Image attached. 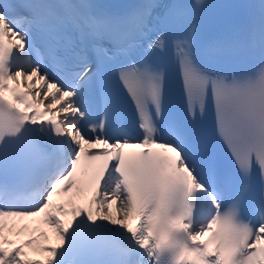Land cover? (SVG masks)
<instances>
[{"label":"snow or ice","instance_id":"obj_1","mask_svg":"<svg viewBox=\"0 0 264 264\" xmlns=\"http://www.w3.org/2000/svg\"><path fill=\"white\" fill-rule=\"evenodd\" d=\"M227 7L0 0V264H264V0Z\"/></svg>","mask_w":264,"mask_h":264},{"label":"bare ground","instance_id":"obj_2","mask_svg":"<svg viewBox=\"0 0 264 264\" xmlns=\"http://www.w3.org/2000/svg\"><path fill=\"white\" fill-rule=\"evenodd\" d=\"M23 84H26L27 85V83L26 82H24ZM64 197V199L67 201L70 197H65V196H63ZM74 204L76 205V206H78L79 205V203H77V201H76V199L74 200ZM112 212H113V214L114 215H116V216H119V213L117 212V210H116V206H115V204L113 205V207H112ZM26 221H28V225L26 226L28 229H29V232H31L33 229H36V227H35V223L36 224H38L40 227H37V228H42L43 226L41 225V224H39V218H37V220H35V221H31V220H26ZM133 222V221H132ZM131 222V223H132ZM17 229V228H16ZM50 231V230H49ZM50 241H51V244H53V243H55L56 242V240H55V237L54 236H52V234H51V232H50ZM11 237L13 238V239H24V238H26L27 236H24V237H17V236H15V235H11ZM32 258L33 259H36V260H39V259H42L43 257H40V256H32Z\"/></svg>","mask_w":264,"mask_h":264}]
</instances>
